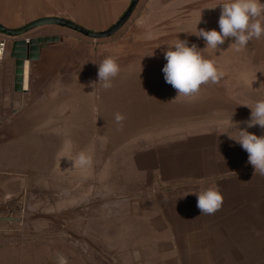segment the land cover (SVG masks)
I'll use <instances>...</instances> for the list:
<instances>
[{
  "label": "crops",
  "instance_id": "0c3cea01",
  "mask_svg": "<svg viewBox=\"0 0 264 264\" xmlns=\"http://www.w3.org/2000/svg\"><path fill=\"white\" fill-rule=\"evenodd\" d=\"M63 1L0 0V26L17 29L41 18H58ZM214 2L217 0H168V9L175 12L188 6L192 10L200 8L202 14L203 7ZM207 21L201 19L200 28L207 29L210 24ZM216 24L220 30L218 20ZM59 29L53 25L40 26L20 37L0 33V41H4L0 57V175H6L3 179L27 189L26 184L31 183L33 176L50 177V181L42 179L41 184L57 193L69 191L67 196L61 193L59 202L72 207L79 205L80 191L108 189V192L114 190L110 185H117L116 189L123 192L119 194L123 197V222L128 215H135L139 237L151 239V245L160 250V264L178 262L182 240L193 235L201 220L235 221L247 209L249 223L255 231L264 233V175L254 173L247 162L248 153L234 140L239 138L240 129L264 136V129L258 125L248 128L242 123L250 118L256 101L264 100V37L253 39L239 51L232 44L234 38H230L217 49L215 62L221 63L219 70L224 71L229 60L224 57V48L230 46L228 52L235 63L232 78L237 80L233 84L235 98L231 104L221 106V118L183 122L179 125L187 129L162 136L158 129L160 122L155 120L152 126L156 130L149 136L142 130L144 122L117 124L106 122L102 116L104 110H123V66L120 65L113 87L104 90L101 81L99 97H94L89 81L81 85L80 57L64 55L65 40L61 39L63 32ZM52 36L59 40L40 46L36 59L17 57L28 56L30 52L28 48L25 53L17 52L14 42ZM201 44L206 47L204 40ZM236 56L241 59L233 61ZM209 60L213 61V55ZM240 61L246 64L242 69ZM96 69L94 56L92 75ZM155 85L158 90L160 83ZM93 103L96 106L91 107ZM133 103L134 100L127 110L135 109ZM95 108L105 122L90 121L89 115ZM231 117L234 122H241L237 129L222 123ZM101 136L106 137V142ZM100 147L103 154L98 160H103L98 162L96 150ZM121 147L126 170L130 171L126 181L119 174L112 177L109 170L121 168L119 156L113 155ZM81 151L92 157L90 167H75L71 160ZM148 186L151 187L145 190ZM209 188L222 194L223 204L214 215H201L196 206L197 196L189 193ZM149 189H152L150 197L145 195ZM132 204L136 206V214L127 211ZM123 230H127L126 224ZM144 231L148 232L146 236Z\"/></svg>",
  "mask_w": 264,
  "mask_h": 264
},
{
  "label": "rangeland",
  "instance_id": "374dc122",
  "mask_svg": "<svg viewBox=\"0 0 264 264\" xmlns=\"http://www.w3.org/2000/svg\"><path fill=\"white\" fill-rule=\"evenodd\" d=\"M130 1L64 0L58 18L89 31L100 32L118 20ZM218 4L219 0L207 4L201 14L200 8L192 10L188 6L175 12L169 11L168 0H139L123 26L113 35L101 39H91L60 27L59 30L63 32L60 37L65 40L62 43L64 55L80 57L81 85L89 81L94 97L98 98L100 93L98 64L111 57L119 66H123V110H104L102 116H105L106 122H115L114 114L121 113L125 117L123 122H144L142 130L150 136L152 130H156L152 126L156 120L160 122L158 129L162 136L187 129L179 125L183 122L222 117L221 106L233 102V84L237 83L232 78L235 63L232 62L233 55L228 52L231 48H224V57L229 60L225 62L224 71H221V63L215 62L217 49L206 48L201 44L202 38L192 34L197 28L200 29L198 21L204 18L210 23L206 24L205 30L220 31L216 24L221 12ZM179 39L187 40L189 46L195 44L205 59L213 55L215 66L222 73L218 83L202 85L200 92L192 98L177 96V91L168 88L163 78L162 69L167 63L164 53ZM94 56L97 69L92 75L90 69ZM119 58L123 59L122 62ZM238 58L234 57L233 61ZM244 65L242 61L239 62L240 69ZM156 75H160V78ZM155 82L160 83L158 90ZM132 100L135 109L129 111L127 108ZM93 104L91 107L96 106V103ZM89 116L92 122H105L96 108L91 110ZM101 147L96 150V161L102 157ZM113 155L119 156L121 168L112 167L110 173L112 177L119 174L126 181L130 178V171L126 170L123 148L114 150ZM5 176L0 175V203L22 192L23 208L20 214L12 215L20 217V223L0 222V264H58V257H64L67 264H160V250L156 245H151V239L139 237L140 231L136 230L139 221H135V215H128L127 221L123 222V197L119 195L123 192L116 189L117 185H110L114 190L108 192V189L80 191V203L72 207L66 202L64 205L59 202L69 191L57 193L41 184L42 179L50 181V177L41 179L40 176H33L25 189L24 185L7 182L2 178ZM151 192L152 189H149L145 195L150 197ZM0 210H4V207H0ZM127 211L136 214L135 204ZM125 224L126 231L123 230ZM196 227L192 236L182 240L175 264H264V233H258L249 223L247 209L235 221L201 220ZM147 234L144 231V235ZM141 242L143 245H138ZM137 252L140 254L139 260L134 255Z\"/></svg>",
  "mask_w": 264,
  "mask_h": 264
},
{
  "label": "clouds",
  "instance_id": "9594fccd",
  "mask_svg": "<svg viewBox=\"0 0 264 264\" xmlns=\"http://www.w3.org/2000/svg\"><path fill=\"white\" fill-rule=\"evenodd\" d=\"M218 5L221 7L218 20L220 31L197 28V31L192 33L204 40L206 48L219 49V46L223 45L228 38H234L235 42L232 44H235L236 50L239 51L253 39L258 40L264 37V2L262 0H227ZM164 58L167 61L162 69L164 78L177 91V96L192 98L200 92L202 85L216 84L222 75L218 72L214 61L205 59L197 46L195 44L189 46L187 40L179 39L164 53ZM119 73L120 66L111 57L103 59L98 64V81L103 82L101 87L104 90L113 87V80ZM124 119L123 114H114L117 124H122ZM222 123L237 129L241 122H234L231 117L230 120ZM242 123L248 128L258 125L264 129V100L256 101L255 107L251 108L250 118ZM238 131L239 138L234 140L248 153L247 162L253 166L254 173L264 175V136H257L246 129ZM101 140L106 142V137L101 136ZM71 160L74 161L75 167L80 168L90 167L92 163V157L85 151H81L76 159ZM189 194L197 196L196 206L201 215H214L222 207V194L212 188ZM134 255L137 260L140 259L139 252ZM58 264H67V261L64 257H58Z\"/></svg>",
  "mask_w": 264,
  "mask_h": 264
},
{
  "label": "water",
  "instance_id": "95a60500",
  "mask_svg": "<svg viewBox=\"0 0 264 264\" xmlns=\"http://www.w3.org/2000/svg\"><path fill=\"white\" fill-rule=\"evenodd\" d=\"M138 2L139 0H131L128 7L125 9L122 15L118 18V20L106 30H103L100 32L89 31L71 21H68L62 18L49 17V18H41V19L32 21L22 26L21 28H17V29H6L0 26V33L7 37H20L37 27L53 25V26H59V27L70 29L72 31H75L91 39L106 38V37L113 35L123 26V24L128 20V18L130 17L132 12L136 8ZM56 41H58L57 36L44 37V38L39 37V38L30 39V40L16 41L13 43V46L15 47V49H17L16 51L19 53H25L28 48V51L30 52L28 56L24 54H20L17 57L21 59L26 57L29 60H33L37 58L38 56L37 52L40 46L50 43V42H56ZM166 85L168 87V84ZM168 88H173V87L171 85ZM21 198H22V192H20L13 199L9 201H3L0 203V207H4V210H0V214L2 213L5 214L4 216L0 215V222H7V223H13V222L20 223L21 222L20 217L12 216L14 214H20L22 212L23 207L21 204Z\"/></svg>",
  "mask_w": 264,
  "mask_h": 264
},
{
  "label": "built area",
  "instance_id": "2783aa9c",
  "mask_svg": "<svg viewBox=\"0 0 264 264\" xmlns=\"http://www.w3.org/2000/svg\"><path fill=\"white\" fill-rule=\"evenodd\" d=\"M3 48H4V41H0V57L3 53Z\"/></svg>",
  "mask_w": 264,
  "mask_h": 264
}]
</instances>
